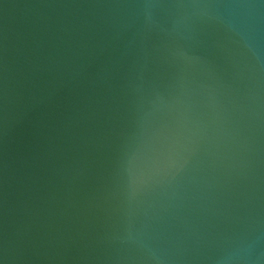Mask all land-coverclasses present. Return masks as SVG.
Masks as SVG:
<instances>
[{"label": "water", "instance_id": "1", "mask_svg": "<svg viewBox=\"0 0 264 264\" xmlns=\"http://www.w3.org/2000/svg\"><path fill=\"white\" fill-rule=\"evenodd\" d=\"M0 264H264V0H0Z\"/></svg>", "mask_w": 264, "mask_h": 264}]
</instances>
